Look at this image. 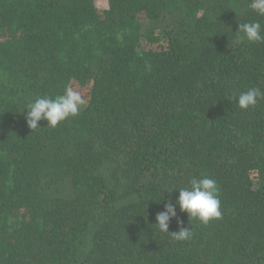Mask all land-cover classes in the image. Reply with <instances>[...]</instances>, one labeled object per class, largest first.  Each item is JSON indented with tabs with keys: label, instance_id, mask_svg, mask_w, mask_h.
Listing matches in <instances>:
<instances>
[{
	"label": "trees",
	"instance_id": "16d2710c",
	"mask_svg": "<svg viewBox=\"0 0 264 264\" xmlns=\"http://www.w3.org/2000/svg\"><path fill=\"white\" fill-rule=\"evenodd\" d=\"M249 3L0 0V264H264V100L235 99L264 91V43L235 42L264 28ZM67 87L79 115L30 129ZM201 175L221 218L177 205L176 241L156 214Z\"/></svg>",
	"mask_w": 264,
	"mask_h": 264
},
{
	"label": "clouds",
	"instance_id": "9594fccd",
	"mask_svg": "<svg viewBox=\"0 0 264 264\" xmlns=\"http://www.w3.org/2000/svg\"><path fill=\"white\" fill-rule=\"evenodd\" d=\"M249 7L258 16L264 17V0H250ZM236 31L242 33L236 38L237 44L245 40L264 43V28L259 20L239 23ZM235 99L238 101L239 108L248 109L264 100V91L252 87L246 92L239 93ZM86 105L87 100L79 92L67 87L64 94L57 95L55 98L45 95L30 101L25 108L27 109L26 122L32 130L40 128L38 122L41 120L47 121L48 127L55 128L68 117L79 115ZM174 189L179 190V196L174 201L171 197L167 198L163 204V210L159 211L155 217L156 223L154 224L160 232L169 233L176 241H186L192 237V226L184 227L182 220L177 219V223L180 225L177 231L169 229L171 220L177 218V205L181 212L187 213L189 222L191 218H194L207 224L212 219L221 218L220 189L215 179L203 175L193 176L188 186L167 189V191L171 193ZM161 200H164L162 196Z\"/></svg>",
	"mask_w": 264,
	"mask_h": 264
},
{
	"label": "rangeland",
	"instance_id": "374dc122",
	"mask_svg": "<svg viewBox=\"0 0 264 264\" xmlns=\"http://www.w3.org/2000/svg\"><path fill=\"white\" fill-rule=\"evenodd\" d=\"M85 92V91H84Z\"/></svg>",
	"mask_w": 264,
	"mask_h": 264
}]
</instances>
